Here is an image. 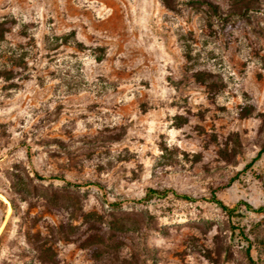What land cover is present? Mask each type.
Instances as JSON below:
<instances>
[{
    "label": "rangeland",
    "instance_id": "obj_1",
    "mask_svg": "<svg viewBox=\"0 0 264 264\" xmlns=\"http://www.w3.org/2000/svg\"><path fill=\"white\" fill-rule=\"evenodd\" d=\"M211 1L0 0V264H264V0Z\"/></svg>",
    "mask_w": 264,
    "mask_h": 264
},
{
    "label": "trees",
    "instance_id": "obj_2",
    "mask_svg": "<svg viewBox=\"0 0 264 264\" xmlns=\"http://www.w3.org/2000/svg\"><path fill=\"white\" fill-rule=\"evenodd\" d=\"M195 1H198V3L200 4H204L206 5L207 7H209L210 9H213V11H217V6L215 4H213V2L211 0H195ZM230 1V8H229V12L231 14H238L240 9L242 8H248L250 7V1L248 0H229ZM264 150V145L261 146V148L257 151V156ZM254 159V158H253ZM152 191H155V190H152ZM212 198L214 199V201L221 207V209L228 215H232L233 214V211H234V207H228L227 205H225L221 200L217 199L214 195H212ZM248 209H250L251 211L253 212H262L264 211V205H261V206H257V207H254L250 204H246ZM11 207L12 209L14 210L15 209V206L11 204ZM244 239L246 240L247 242V246L245 248V254H246V258L249 262V264H257V261L254 260L252 258V256L249 254V251H250V247L252 245V241L246 237V236H243ZM116 257V256H115ZM48 263H51V262H48Z\"/></svg>",
    "mask_w": 264,
    "mask_h": 264
}]
</instances>
